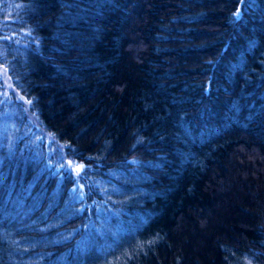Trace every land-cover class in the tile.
Returning <instances> with one entry per match:
<instances>
[{
  "label": "trees",
  "instance_id": "obj_1",
  "mask_svg": "<svg viewBox=\"0 0 264 264\" xmlns=\"http://www.w3.org/2000/svg\"><path fill=\"white\" fill-rule=\"evenodd\" d=\"M0 62V264H264V0H0Z\"/></svg>",
  "mask_w": 264,
  "mask_h": 264
},
{
  "label": "rangeland",
  "instance_id": "obj_2",
  "mask_svg": "<svg viewBox=\"0 0 264 264\" xmlns=\"http://www.w3.org/2000/svg\"><path fill=\"white\" fill-rule=\"evenodd\" d=\"M6 71H7L6 65L4 63L0 62V80H2L5 85H8V78H7ZM66 168L69 169L70 171L74 172L75 175H79V173L82 170L81 166L76 165L70 161H67Z\"/></svg>",
  "mask_w": 264,
  "mask_h": 264
},
{
  "label": "snow or ice",
  "instance_id": "obj_3",
  "mask_svg": "<svg viewBox=\"0 0 264 264\" xmlns=\"http://www.w3.org/2000/svg\"><path fill=\"white\" fill-rule=\"evenodd\" d=\"M235 15L239 16V13H236ZM82 167V166H81Z\"/></svg>",
  "mask_w": 264,
  "mask_h": 264
}]
</instances>
